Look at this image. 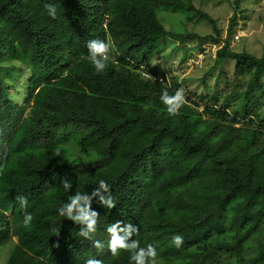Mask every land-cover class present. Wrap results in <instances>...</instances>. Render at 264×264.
<instances>
[{
	"label": "trees",
	"instance_id": "obj_1",
	"mask_svg": "<svg viewBox=\"0 0 264 264\" xmlns=\"http://www.w3.org/2000/svg\"><path fill=\"white\" fill-rule=\"evenodd\" d=\"M233 1L228 36L242 0ZM192 9L186 0H0V206L13 209L10 221L0 213V247L13 245L8 264H25L26 253L39 264H134L129 252L108 250L107 228L117 221L138 227L130 241L153 244L157 264H264V56L233 50L228 37L213 67L234 60L235 73L250 77L245 88L234 87L219 103L216 84L203 109L184 100L176 115L160 95H174L180 84L141 74L158 43L179 36L161 16ZM187 37L219 41L181 40ZM91 39L110 45L102 73L88 59ZM8 62L15 88L16 72L35 81L22 94L25 115H7L16 106L1 77ZM64 179L72 182L67 192ZM99 179L116 202L109 209L99 196L90 201L98 213L92 239L102 250L79 235L86 225L57 211L76 192L91 193ZM18 196L26 198L23 206ZM175 233L184 237L180 248L171 244Z\"/></svg>",
	"mask_w": 264,
	"mask_h": 264
},
{
	"label": "rangeland",
	"instance_id": "obj_2",
	"mask_svg": "<svg viewBox=\"0 0 264 264\" xmlns=\"http://www.w3.org/2000/svg\"><path fill=\"white\" fill-rule=\"evenodd\" d=\"M186 1L191 2L195 9L169 12L165 16H161L166 28L172 30L173 33H178L176 35L179 36L166 37L164 41H160L158 51L150 57L142 68L147 75L159 74L158 80H164L167 84H172L173 80L174 82L177 81L180 86L178 88L173 87L176 91H182L184 100H190L192 106L195 105V107L198 106L199 109H203L205 102L211 101L209 96L213 93L216 84H218L219 91L217 102L221 103L226 93L234 87L243 90L249 81V76H241L235 73L234 60L232 59L213 67L216 52L228 37L233 50L245 49L256 56H264V0L241 1V9L236 15V24L230 36H228V28L234 11L233 0ZM199 13L207 14L209 18L201 16ZM186 34L213 36L219 38V41L213 42L207 39L202 44H198L197 39L192 37L181 40V36ZM183 55H185L184 60H182ZM10 64L13 62L6 63L5 69L1 72V77L5 80L3 85L7 87L8 92L13 97L12 100L16 103V106L7 112V115L15 114L14 116H16L20 112L25 115L30 107H24L26 101L22 94L28 88L32 90L36 86L35 81L32 80V75L28 71L23 74L16 72L18 86L15 88L10 84L11 77L14 75H8L7 68ZM21 67L24 68L25 66L21 65ZM221 70L223 74L221 73L219 76ZM142 75L148 78L143 72ZM226 79H228V86H226ZM261 79L264 82V74H261ZM17 89L20 93L15 96ZM260 97L264 103V95L260 94ZM237 107V100L230 103V109ZM259 111L260 114L264 113V104ZM12 247L10 242L0 247V264H4L6 253ZM23 259L25 264L40 263V261L27 255Z\"/></svg>",
	"mask_w": 264,
	"mask_h": 264
},
{
	"label": "clouds",
	"instance_id": "obj_3",
	"mask_svg": "<svg viewBox=\"0 0 264 264\" xmlns=\"http://www.w3.org/2000/svg\"><path fill=\"white\" fill-rule=\"evenodd\" d=\"M45 9L50 17L53 19L56 18L57 9L52 3H45ZM86 47L88 49V59L94 67L95 72L102 73L107 66L106 61L109 58V43H106L104 40L91 39L87 41ZM142 72L146 77H150V75H147L144 70L141 71V74ZM64 75L66 76L67 73ZM160 101L166 106V110L169 115H176L184 103V96L182 91H177L174 95H169L168 91L165 89L160 95ZM76 153L77 151L75 154ZM57 155H59V153H57ZM96 184L98 187L94 188L91 193L76 192L75 195L70 196L67 203L59 207L57 211L60 216L70 218L73 221L86 225V227H82L80 229L79 235L90 238L92 240V246L97 250H102L104 248V243L100 240L92 239V235L97 230L98 213L94 210H90V201L93 196H99L101 204L109 209L115 207L116 202L109 191L110 185L106 180L99 179ZM62 186L67 192L68 188L72 186V182L68 179H64L62 180ZM101 190L108 193L107 199H105L103 195H100ZM17 199L22 206L26 203V198L23 196H18ZM0 213L4 214L5 220L10 221L12 219L13 209H4L0 206ZM31 221L32 215L25 212L23 223L28 225ZM138 230V227L131 223L121 228L120 221H117L109 226L107 228V232L110 234V239L107 244L109 252L113 256H118L120 250H125L130 253V261L134 262V264H157L158 253L157 248L153 244H147L146 246L141 247L138 240L130 241V237L137 233ZM123 231H126L125 237L119 235V232ZM12 239L17 242L18 236L13 235ZM183 243L184 237L181 234L175 233L171 236V244L176 248H180ZM51 244L53 245V241H51ZM45 247L49 248L46 244ZM6 254L4 264L5 262L8 264V259L12 256L11 250ZM24 255L31 256L36 259L31 254L26 253ZM36 260L40 261L39 259ZM85 264H100V261L95 258H88L85 261Z\"/></svg>",
	"mask_w": 264,
	"mask_h": 264
},
{
	"label": "built area",
	"instance_id": "obj_4",
	"mask_svg": "<svg viewBox=\"0 0 264 264\" xmlns=\"http://www.w3.org/2000/svg\"><path fill=\"white\" fill-rule=\"evenodd\" d=\"M236 37H238V36H236Z\"/></svg>",
	"mask_w": 264,
	"mask_h": 264
}]
</instances>
